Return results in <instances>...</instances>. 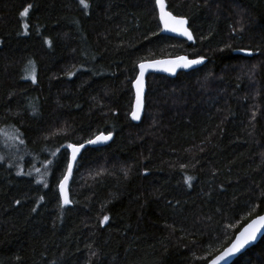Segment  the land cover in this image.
Wrapping results in <instances>:
<instances>
[{
  "label": "trees",
  "instance_id": "obj_1",
  "mask_svg": "<svg viewBox=\"0 0 264 264\" xmlns=\"http://www.w3.org/2000/svg\"><path fill=\"white\" fill-rule=\"evenodd\" d=\"M166 1L194 44L156 0H0V264H207L264 213V0ZM179 55L134 123L138 65Z\"/></svg>",
  "mask_w": 264,
  "mask_h": 264
},
{
  "label": "water",
  "instance_id": "obj_2",
  "mask_svg": "<svg viewBox=\"0 0 264 264\" xmlns=\"http://www.w3.org/2000/svg\"><path fill=\"white\" fill-rule=\"evenodd\" d=\"M165 3V11H170L168 8V3L166 0H164ZM156 8L158 12V20L161 25V33L166 36L174 37L180 40H185L189 44L195 43V36L193 34V31L190 28L189 20L186 17L176 16L172 13L173 16H176L178 19H184L187 21V23L183 26L188 30V32L191 33L192 39H188L187 35H181L179 32H173L166 30L163 22L160 20V7L156 3ZM180 57H185L187 60H194L190 59L185 55H179L176 57H167L162 59H156V60H149V61H143L138 65V75L137 78L134 81V104L132 113L130 115L131 120L139 124L141 123L144 114H145V105H146V94H147V80L150 75L156 74V75H162L169 78H176L180 72H190L193 69L196 68L197 64H192L187 67L183 66V62L180 61ZM166 62H172V63H166ZM144 64L146 67L141 70L140 65ZM141 71H143V76L141 77ZM140 79L141 85H140V92L138 95L136 81ZM139 99V106L137 104V100ZM133 113H136L138 115V119L133 118ZM110 137V138H109ZM114 139L113 134H106V133H100L96 135L94 138H92V141H96L95 143H89V141L84 142L82 144H72L69 148V162L68 167L65 173L64 178L61 180L59 184V194L61 198V202L64 206L71 205V195H70V187L71 183L74 178V173L77 167V164L79 162L80 157L82 156L83 152L87 148H99L109 145ZM77 149V151H73V149ZM70 169V171H69ZM66 178V182H65ZM63 183V190L61 189V184ZM65 196H67L68 202H65ZM264 216V213L254 217L251 219L246 225H244L240 231L235 235L232 242L225 247L221 252H219L216 256H214L207 264H213L215 261L216 264H232L240 255L244 254L247 250L252 248L253 246L257 245L261 239L264 237V227L260 228L259 231L256 234V239L254 241H250L249 244L245 245L242 249H240L238 252H234L230 256H226L223 260L219 259L223 253L226 252L227 249H229L237 240V238L240 236V234L244 231L245 228H247L252 221L257 220L259 217Z\"/></svg>",
  "mask_w": 264,
  "mask_h": 264
},
{
  "label": "snow or ice",
  "instance_id": "obj_3",
  "mask_svg": "<svg viewBox=\"0 0 264 264\" xmlns=\"http://www.w3.org/2000/svg\"><path fill=\"white\" fill-rule=\"evenodd\" d=\"M80 3L87 8L88 4L85 2V0H80ZM156 3L160 7V20L163 22L166 30L173 31V32H179L181 35H187L188 39H192L191 33L188 32L186 28L183 26L187 23L184 19H178L176 16H173L170 11H165V3L164 0H156ZM31 5H29V8ZM28 11L25 9V11L22 13V15L27 16ZM251 55V53H249ZM180 61L183 62V66L187 67L192 64H199L202 61L200 60H187L185 57H180ZM166 63H172V62H166ZM146 67V65L141 64L140 68L143 70ZM143 76V71H141V77ZM140 85L141 80L138 79L136 81L137 91L138 95L140 92ZM137 104L139 106V99L137 100ZM133 118L138 119V115L136 113H133ZM110 138V137H109ZM96 141L90 140L89 143H95ZM73 151H77V149H73ZM70 171V169H69ZM66 182V178H65ZM61 189L63 190V183L61 184ZM65 202L67 203V196H65ZM105 221H107L108 217L104 218ZM264 227V216L259 217L257 220L252 221V223L244 229V231L240 234V236L237 238L236 242L226 250L225 253L221 255L219 259L223 260L226 256L232 255L234 252H238L240 249H242L245 245L249 244L250 241H254L256 239V234L259 231L260 228ZM213 264H216L214 261Z\"/></svg>",
  "mask_w": 264,
  "mask_h": 264
}]
</instances>
